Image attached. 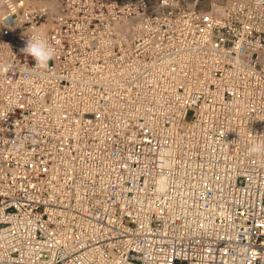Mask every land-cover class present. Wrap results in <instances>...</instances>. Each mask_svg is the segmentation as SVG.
I'll return each mask as SVG.
<instances>
[{
  "label": "built area",
  "instance_id": "built-area-1",
  "mask_svg": "<svg viewBox=\"0 0 264 264\" xmlns=\"http://www.w3.org/2000/svg\"><path fill=\"white\" fill-rule=\"evenodd\" d=\"M254 143L264 0H0V264H264Z\"/></svg>",
  "mask_w": 264,
  "mask_h": 264
},
{
  "label": "clouds",
  "instance_id": "clouds-1",
  "mask_svg": "<svg viewBox=\"0 0 264 264\" xmlns=\"http://www.w3.org/2000/svg\"><path fill=\"white\" fill-rule=\"evenodd\" d=\"M20 51L23 54L31 56L36 64L41 67L47 66L54 56V49L40 34L28 37L25 46ZM249 152L253 154L264 152V144L254 143L249 148Z\"/></svg>",
  "mask_w": 264,
  "mask_h": 264
}]
</instances>
